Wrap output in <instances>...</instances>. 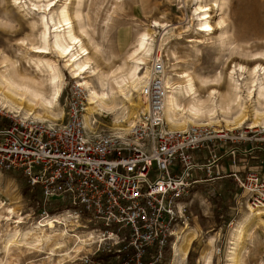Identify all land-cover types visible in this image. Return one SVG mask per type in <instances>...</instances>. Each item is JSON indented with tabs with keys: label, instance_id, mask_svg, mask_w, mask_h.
<instances>
[{
	"label": "built area",
	"instance_id": "1",
	"mask_svg": "<svg viewBox=\"0 0 264 264\" xmlns=\"http://www.w3.org/2000/svg\"><path fill=\"white\" fill-rule=\"evenodd\" d=\"M165 73L157 57L140 90L147 110L125 134L98 132L94 119L84 125L88 93L77 82L67 88L61 126L0 112L6 122L0 123V172L22 176L38 191L41 220L76 223L86 239L80 264H99L92 258L103 255L106 264H158L187 222L190 190L204 181L230 178L246 204L264 209V162L250 166L255 150L238 148L253 141L250 129L237 135L209 126L169 130ZM226 160L229 170L223 171Z\"/></svg>",
	"mask_w": 264,
	"mask_h": 264
},
{
	"label": "bare ground",
	"instance_id": "2",
	"mask_svg": "<svg viewBox=\"0 0 264 264\" xmlns=\"http://www.w3.org/2000/svg\"><path fill=\"white\" fill-rule=\"evenodd\" d=\"M22 1L8 0V3L26 8L25 15L32 13L36 16V20L30 24L32 29L39 27L37 36L33 40L28 38L19 42V47L24 49L22 55L32 65L33 73L28 74L22 70L17 60L1 56L0 108L25 121L34 120L52 127L61 126L55 122L61 121L65 115L59 103L64 89L65 70L71 79L87 90V103L83 113L86 127H90V120L94 116H101L103 113L112 115L115 124L127 123L129 128L134 126L139 120L135 110H147L140 90L148 81L151 62L157 57L165 61L161 56L165 51H169L176 59L175 52L168 45L176 38L180 40L181 33H163L158 52L154 55L153 39L156 33L146 28L141 29L137 31L130 50L125 52V46L119 50V53L124 54L116 65L111 62L117 57L115 52L110 51L106 55L88 33L81 10L83 0H55V3L53 0H27L29 4ZM114 1L117 6L122 5V0ZM191 1L193 9L190 17L195 22L196 34L202 38H211L215 30L220 29V56L214 59L215 63H219L224 51L229 54L238 53L246 60L234 63L223 75L215 72L211 76H204L193 74L189 69L173 74L166 72L164 82L167 93L163 119L168 129L185 130L190 126L220 128L222 125L227 131L243 127L264 129V50L253 52L255 46L249 45L248 41L236 43L234 36L227 38V31L222 29L225 23L223 13L217 21L212 19V12L220 8L225 0L212 1L213 4H204L203 0ZM234 3L235 0H230V11L235 6ZM244 10L239 7L237 16H241ZM110 17L109 15L108 21ZM86 18L88 19L87 16ZM153 22V27L163 30L168 27L167 23L154 19ZM125 36L128 39V33ZM186 42L194 44L202 41L194 38ZM194 51L197 55L200 54V50L195 47ZM48 54L55 55L56 59L47 57ZM59 60L63 62V69L58 66ZM107 66L109 67L106 69ZM115 131L123 134L127 132V128H117ZM7 182L8 180H4L5 188L0 186V192H5ZM13 215L14 209L5 208L0 203V223L13 220L11 223L15 225L11 232L4 235L5 239L1 244L0 251L8 257L11 249L15 248L19 254L34 251L44 255L39 264H72L71 261L76 256L86 251L84 233L75 231L76 223L72 220L69 221L71 225L61 227L56 225L55 222L59 220L54 217L35 222L22 230L20 225L24 223L23 218L17 216L13 219ZM263 218L264 209L246 206V212L230 230L226 264H241L239 254H246L255 244L252 229L261 227L264 230ZM197 237V230L188 226L176 235L172 243L171 264H185L189 248ZM213 246L214 238L209 237V249L200 255L199 264H212ZM27 264L35 263L29 261ZM259 264H264V260H260Z\"/></svg>",
	"mask_w": 264,
	"mask_h": 264
},
{
	"label": "rangeland",
	"instance_id": "3",
	"mask_svg": "<svg viewBox=\"0 0 264 264\" xmlns=\"http://www.w3.org/2000/svg\"><path fill=\"white\" fill-rule=\"evenodd\" d=\"M23 1L29 4L27 0ZM212 1L218 0H203L204 4H213ZM229 3L230 0H225L220 8H217V10L215 8L214 10L216 11L211 14L212 19L217 21L221 16L220 14L223 13L222 16L225 23L222 29L224 28L227 31V38L230 39V37L234 36L236 43L248 41L249 45L255 46L252 49L253 52L264 50V0H235V6L232 11L228 8ZM121 4V6H117L114 0H83L81 6L83 22L87 24V31L93 41L101 46L102 51L106 55L110 51L115 52L117 55L111 61L113 64H119L120 58L123 57L124 53H119V50L123 46H125V52L130 50L137 31L145 28L156 33L153 39L154 55L158 52V45L167 31H172L176 34L181 33L180 40L176 38L168 45L170 50L175 52L177 58L172 57L169 51L161 54L165 60L166 72H171L172 74L189 69L193 74H202L204 76H211L215 72H221L223 75L234 63L246 60L238 53L229 54L228 51H224L219 63H215L214 59L220 56L218 50L220 29H216L211 38H202L201 35L196 34L195 22L190 17L193 9L191 0H122ZM239 7L245 10L238 17ZM25 9L19 8L17 4H9L8 0H0V61L2 57H7L12 61L17 60L22 70L32 74V65L23 57L24 49L19 47V42L23 39L28 40V38L33 40L37 36L39 27L31 28L30 23L36 20V16L32 13L29 16L25 15ZM219 9H222V11ZM109 15L111 17L108 21ZM153 19L161 21L163 24L167 23L168 27L165 30L160 27H153ZM125 33H128V39ZM194 38H198L202 42L194 44L193 42H186L188 39L193 40ZM194 47L200 50V54L197 55L195 53ZM47 57L53 60L56 59L55 55L52 54H48ZM57 63L63 69V62L59 60ZM63 72L65 74L64 89L59 103L65 113L66 91L68 86L76 82V80L71 79L67 71L63 70ZM0 112L13 114L1 108ZM135 112L137 117L145 113V111L141 112L139 108ZM92 119L96 120L93 129L98 132L115 131L117 128H127V131L129 130L127 123L117 122L115 124L112 115L107 113H103L101 116H94ZM92 119L90 122L93 121ZM64 120L65 115L61 121L55 123H57L56 125H62ZM244 128L236 129L232 132L237 135L245 130ZM214 129L227 131L223 125ZM249 132L248 136L253 141L244 142L238 148L255 150L252 152L248 162L250 166L259 167V163L261 161L264 162V154L256 148L264 150V141H262L264 140V129H250ZM225 146L230 147L228 144ZM216 151H219V149ZM235 161L239 165V156L235 158ZM229 163L228 160L221 163L223 171L229 170ZM4 180H8L6 189H4ZM0 186H3L5 191L0 192V203L5 208L14 209L15 215H13V219H16L17 216L23 218L24 223L20 225V229L26 230L35 222L41 221L40 211H38L39 206H37V201L39 202L40 199L39 193L38 191H31L22 176L2 171L0 172ZM185 201L187 202V222L185 226L179 229L177 234L182 232L186 226L195 228L198 232V237L189 248L185 264H199L200 255L209 249L207 247L209 237L214 238L212 264H226L225 256L229 246L230 230L246 212V206L248 205L245 202L242 191L235 186L230 178H221L211 182L204 181L195 184ZM213 202H216V205ZM216 208H218V211ZM11 222L13 220L0 223V249L2 241L5 239L4 235L14 229L15 225ZM252 230L255 246L252 245L254 247L251 246L246 254H239L241 264H259L260 260H264V230L261 227ZM172 246L173 244L166 249L163 258L158 262L159 264L172 263ZM31 252L30 254H19L13 248L8 257L0 251V264H27L29 261L39 264L44 255L34 251ZM81 255L76 256L71 261L73 262L72 264H80L79 258ZM150 255L148 254L145 259H150ZM92 259L97 260L99 264H106L101 262V259H105L104 255Z\"/></svg>",
	"mask_w": 264,
	"mask_h": 264
},
{
	"label": "trees",
	"instance_id": "4",
	"mask_svg": "<svg viewBox=\"0 0 264 264\" xmlns=\"http://www.w3.org/2000/svg\"><path fill=\"white\" fill-rule=\"evenodd\" d=\"M0 123L5 124L6 122H3V121L0 119ZM213 204L216 205V202H213ZM216 210L218 211V208H216ZM218 215H219V213H218ZM100 257H101V256H100ZM144 262H145V258H144ZM158 264H159V263H158Z\"/></svg>",
	"mask_w": 264,
	"mask_h": 264
},
{
	"label": "snow or ice",
	"instance_id": "5",
	"mask_svg": "<svg viewBox=\"0 0 264 264\" xmlns=\"http://www.w3.org/2000/svg\"><path fill=\"white\" fill-rule=\"evenodd\" d=\"M53 2L55 3V0H53ZM38 51H42V49H37Z\"/></svg>",
	"mask_w": 264,
	"mask_h": 264
}]
</instances>
